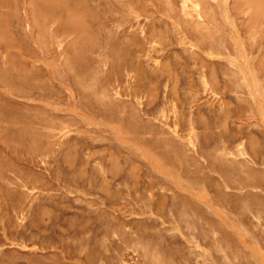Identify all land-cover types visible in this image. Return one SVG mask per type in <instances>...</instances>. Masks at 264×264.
Here are the masks:
<instances>
[{
	"label": "rangeland",
	"instance_id": "obj_1",
	"mask_svg": "<svg viewBox=\"0 0 264 264\" xmlns=\"http://www.w3.org/2000/svg\"><path fill=\"white\" fill-rule=\"evenodd\" d=\"M0 264H264V0H0Z\"/></svg>",
	"mask_w": 264,
	"mask_h": 264
}]
</instances>
